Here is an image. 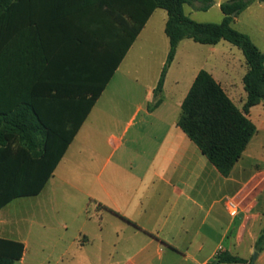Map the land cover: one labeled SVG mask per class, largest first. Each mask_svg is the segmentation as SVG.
Masks as SVG:
<instances>
[{"label": "crops", "instance_id": "obj_1", "mask_svg": "<svg viewBox=\"0 0 264 264\" xmlns=\"http://www.w3.org/2000/svg\"><path fill=\"white\" fill-rule=\"evenodd\" d=\"M222 3L218 0L216 5L221 8ZM186 6V14L195 20ZM168 18L164 9L150 16L40 193L13 196L1 204L13 192L32 190L40 182L39 160L46 146L36 130L26 138L22 127L0 128V238L25 244L24 256L16 264L33 262L29 249L46 243L84 246L97 240L100 247L111 249L109 264H264V249L257 250L264 230V166L256 163L247 172L244 158L250 157L252 145L225 177L178 125L182 104L201 70L211 73L242 109L248 96L243 82L246 57L237 60L233 49L220 51L225 40L201 44L209 46L213 55L210 68H205L197 63L196 54L204 47L186 38L179 44L162 92L156 95L171 47ZM232 27L249 35L264 53V1L249 6ZM67 29L63 18H48L31 31L35 55L47 59L41 64L43 70L67 68L72 44H84ZM117 42L112 51L105 42L96 41L95 76L83 83L85 95L102 86L118 57L121 41ZM249 117L264 125V101L251 108ZM71 126L67 118L56 129L64 136ZM260 141L253 143L255 148ZM241 198L244 205L238 203L239 213L232 216L227 199ZM90 207L98 216L111 218V236L103 229L97 235L86 222L70 225L63 217L75 213L81 217ZM224 209L231 215L228 222ZM71 227L75 234L66 236ZM209 245L214 249L206 253ZM227 253L247 263L220 262Z\"/></svg>", "mask_w": 264, "mask_h": 264}, {"label": "trees", "instance_id": "obj_2", "mask_svg": "<svg viewBox=\"0 0 264 264\" xmlns=\"http://www.w3.org/2000/svg\"><path fill=\"white\" fill-rule=\"evenodd\" d=\"M263 1L229 0L221 4L224 14L221 23H200L186 14L185 6L208 10L213 0H0V128L22 127L26 138L36 130L43 135L46 146L38 166L40 182L32 190L13 192L1 204L13 196L40 193L108 78L157 9L168 13L166 34L171 47L156 95L162 92L179 44L186 38L204 45L225 40L240 48L246 57L248 72L243 82L248 96L242 109L211 73L201 70L182 104L178 121L218 171L228 177L258 131L249 117L250 110L264 101V53L249 35L234 29L232 23L253 3ZM48 18L57 21L63 18L69 34L84 42L72 44L65 69L60 66L55 71L43 70L41 64H46L47 59H38L35 55L31 31L37 30ZM98 40L112 51L117 49V41H121L119 54L102 86L88 96L83 92L87 90L83 83L95 76ZM64 96L69 99L65 100ZM67 118L71 119L72 126L62 136L61 129L56 127L65 124ZM19 122L23 125L18 126ZM263 249L264 230L257 243V250ZM25 250L22 242L0 238V264H16ZM219 261L247 263L228 253L221 255Z\"/></svg>", "mask_w": 264, "mask_h": 264}, {"label": "rangeland", "instance_id": "obj_3", "mask_svg": "<svg viewBox=\"0 0 264 264\" xmlns=\"http://www.w3.org/2000/svg\"><path fill=\"white\" fill-rule=\"evenodd\" d=\"M229 0H224L227 2ZM218 0H213V6L208 10H200L196 9L195 11H191V7L186 6L187 12H194L193 16L196 21L202 23H221L223 21V13L219 5H216ZM193 7V6H192ZM194 8V7H193ZM203 50L198 51L197 56V63L204 64L205 68H210V64L212 63L213 55L209 52V46H203L201 44H196ZM230 47V48H229ZM229 49H233V51L237 55V60H244L245 56L243 51L238 48L237 46L231 44L230 42L224 41L223 44L219 46V50L221 51H229ZM219 56V54H218ZM215 58V57H214ZM208 60V63L205 61ZM243 87V83H241ZM244 89V88H243ZM255 122V121H254ZM256 125L260 127V133L255 135L250 143L251 147V154L249 152L250 157L244 158L246 161L247 172L253 170L254 165L257 163H261L264 166V125L255 122ZM261 140V144L258 147H254L255 143ZM254 143V145H253ZM249 146V147H250ZM256 182L250 186V189L247 191V200H249L253 194V189L256 186ZM251 193V194H250ZM229 200V199H227ZM237 204L244 205V199H234ZM65 219H68L69 224L75 223H87L91 228L96 231V234H100L101 229L104 231V235L111 236V218L109 216H98L95 210L90 207L88 209L87 214L78 215L71 214V215H64ZM223 217L228 222L231 218V215L224 209L223 210ZM64 233V232H62ZM75 234V230L71 227L69 228L68 232H66V236H72ZM109 238V237H108ZM205 241L204 238H201ZM71 241V239L69 238ZM97 240V243L94 245H84L77 243H70V242H61L58 245H53V243H46L40 247H33L29 249V252L34 255L35 260L33 262H29L28 264H109L112 261V257H110V248L109 247H100L101 244ZM65 245V246H64ZM214 245V244H213ZM213 245H209L205 248L206 253H210L213 251ZM67 252L66 257H63V254ZM178 260V258H176ZM184 264H193L192 261H188Z\"/></svg>", "mask_w": 264, "mask_h": 264}, {"label": "built area", "instance_id": "obj_4", "mask_svg": "<svg viewBox=\"0 0 264 264\" xmlns=\"http://www.w3.org/2000/svg\"><path fill=\"white\" fill-rule=\"evenodd\" d=\"M227 209L232 216H236L239 213V206L233 199L227 200Z\"/></svg>", "mask_w": 264, "mask_h": 264}, {"label": "water", "instance_id": "obj_5", "mask_svg": "<svg viewBox=\"0 0 264 264\" xmlns=\"http://www.w3.org/2000/svg\"><path fill=\"white\" fill-rule=\"evenodd\" d=\"M233 16L235 17V16H236V13H235ZM257 258H258V252H256V253L254 254L253 262H255Z\"/></svg>", "mask_w": 264, "mask_h": 264}]
</instances>
